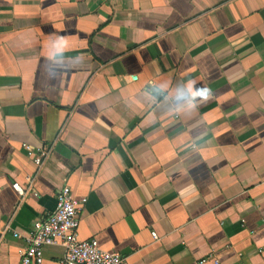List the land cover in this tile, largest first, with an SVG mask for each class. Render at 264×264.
I'll return each mask as SVG.
<instances>
[{"label":"crops","instance_id":"0c3cea01","mask_svg":"<svg viewBox=\"0 0 264 264\" xmlns=\"http://www.w3.org/2000/svg\"><path fill=\"white\" fill-rule=\"evenodd\" d=\"M65 185L126 264H264V0H0V264Z\"/></svg>","mask_w":264,"mask_h":264},{"label":"built area","instance_id":"2783aa9c","mask_svg":"<svg viewBox=\"0 0 264 264\" xmlns=\"http://www.w3.org/2000/svg\"><path fill=\"white\" fill-rule=\"evenodd\" d=\"M26 149L36 157L35 161L40 166L43 161L41 156L37 157L29 146ZM86 201L78 200L69 185L63 186L53 211L34 223L27 237L22 264H43L46 247L58 243L64 247L60 264H126L119 251L102 248L96 238H80V213Z\"/></svg>","mask_w":264,"mask_h":264},{"label":"clouds","instance_id":"9594fccd","mask_svg":"<svg viewBox=\"0 0 264 264\" xmlns=\"http://www.w3.org/2000/svg\"><path fill=\"white\" fill-rule=\"evenodd\" d=\"M179 90H177L178 92ZM188 91V96L191 98L190 102L189 103H195V97L198 96V95H201L203 90L201 91H191V90H187ZM178 103H181L179 101H177Z\"/></svg>","mask_w":264,"mask_h":264}]
</instances>
